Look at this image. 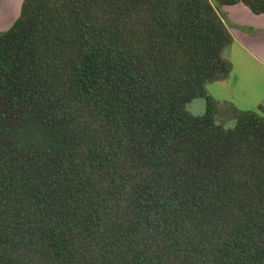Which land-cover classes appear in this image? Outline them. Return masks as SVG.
I'll use <instances>...</instances> for the list:
<instances>
[{"label":"trees","instance_id":"trees-1","mask_svg":"<svg viewBox=\"0 0 264 264\" xmlns=\"http://www.w3.org/2000/svg\"><path fill=\"white\" fill-rule=\"evenodd\" d=\"M237 4L264 14L23 1L0 33V264H264V105L227 129L207 89Z\"/></svg>","mask_w":264,"mask_h":264},{"label":"rangeland","instance_id":"rangeland-1","mask_svg":"<svg viewBox=\"0 0 264 264\" xmlns=\"http://www.w3.org/2000/svg\"><path fill=\"white\" fill-rule=\"evenodd\" d=\"M5 31L7 30H1L0 33ZM247 33L254 35L252 31ZM236 47L234 45L224 53L226 58L233 61L235 70L225 80L210 83L207 87L209 94L219 102L217 123L227 129L234 128L236 122L226 118L225 111L233 108L245 112H260V107L264 105V70L259 67L257 69L256 64L248 61L250 57ZM188 110L194 116H203L207 110L206 100H194L188 105Z\"/></svg>","mask_w":264,"mask_h":264},{"label":"crops","instance_id":"crops-1","mask_svg":"<svg viewBox=\"0 0 264 264\" xmlns=\"http://www.w3.org/2000/svg\"><path fill=\"white\" fill-rule=\"evenodd\" d=\"M23 1L0 0V31L12 27L20 15ZM222 10L226 14L227 26L234 38L231 47L236 45V48L250 57L249 62L256 64L257 69L264 70V14L255 15L243 4L224 6ZM247 31H252L254 35L248 34ZM233 66L235 70L234 63Z\"/></svg>","mask_w":264,"mask_h":264}]
</instances>
